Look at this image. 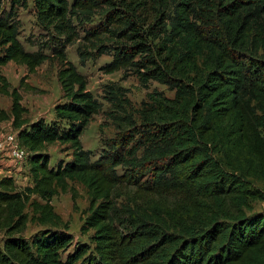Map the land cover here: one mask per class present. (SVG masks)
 <instances>
[{
	"label": "trees",
	"instance_id": "16d2710c",
	"mask_svg": "<svg viewBox=\"0 0 264 264\" xmlns=\"http://www.w3.org/2000/svg\"><path fill=\"white\" fill-rule=\"evenodd\" d=\"M31 1L47 32L33 50L19 38L27 0L0 2V94L11 99L0 122L28 151L29 178L0 176V264H264V211L252 204L264 201V0ZM77 40L81 62L107 53L106 72L173 90L153 88L134 106L124 86L105 83L116 131L95 159L80 135L102 102L66 56ZM49 59L61 99L51 120H29L2 67L33 72ZM56 142L70 157L51 164ZM69 181L89 198L87 241L51 202ZM29 221L45 227L27 236Z\"/></svg>",
	"mask_w": 264,
	"mask_h": 264
},
{
	"label": "rangeland",
	"instance_id": "374dc122",
	"mask_svg": "<svg viewBox=\"0 0 264 264\" xmlns=\"http://www.w3.org/2000/svg\"><path fill=\"white\" fill-rule=\"evenodd\" d=\"M1 4L9 7L10 0H0ZM18 17L21 21L19 38L24 47L29 50L36 49L37 42L47 38V32L38 24L32 1L27 0L26 6H18ZM78 40L74 43L66 45V56L71 60L77 68L85 74L88 80V88L102 102L101 110L94 114L82 134L80 139L84 148L91 151L92 159H95L102 152L104 140L114 135L116 128L107 116L109 103L104 98L103 85L110 81L117 82L127 89V95L134 106L146 98V93L153 88L162 90L166 95L172 96L173 90L167 88L165 84L151 80L147 85H143L134 74L124 73L122 69L113 72H106L103 67L111 59L110 54L103 53L94 58H89L81 62L76 47ZM51 53V50H46ZM58 63L54 59L45 60L33 72H28L22 64L9 61L2 67V73L7 77L13 86H17L21 96L22 104L25 105L27 111L25 116L29 120L44 117L46 120L53 118V106L61 99V89L57 79ZM11 104L10 97L0 94V106L9 109ZM10 120H5L0 126L1 131L11 130ZM66 144L58 142L48 146L51 154V164H56L58 160H66L70 157V150ZM21 170L14 173L15 182L18 185H25L29 182L27 176V167L21 165ZM25 168V169H23ZM9 172L13 173L12 166L8 167ZM7 169V170H8ZM118 171L123 168L118 166ZM12 170V171H11ZM8 172H0V176L7 175ZM257 186L263 187V183L255 180ZM69 188L66 191H59L52 197L54 210L60 214L63 221L69 224V231L73 234L74 240H88V234L80 233V224L87 213L89 206V198L85 188L75 181H69ZM253 209L264 211V201L254 200L252 202ZM44 225L29 221L24 230L25 235H30ZM2 232L0 231V240Z\"/></svg>",
	"mask_w": 264,
	"mask_h": 264
},
{
	"label": "built area",
	"instance_id": "2783aa9c",
	"mask_svg": "<svg viewBox=\"0 0 264 264\" xmlns=\"http://www.w3.org/2000/svg\"><path fill=\"white\" fill-rule=\"evenodd\" d=\"M0 152L23 167L27 164L28 151L19 143L17 132L13 128L8 131L0 132ZM7 175H12L14 177V174L10 172L7 173Z\"/></svg>",
	"mask_w": 264,
	"mask_h": 264
},
{
	"label": "crops",
	"instance_id": "0c3cea01",
	"mask_svg": "<svg viewBox=\"0 0 264 264\" xmlns=\"http://www.w3.org/2000/svg\"><path fill=\"white\" fill-rule=\"evenodd\" d=\"M2 122H0V126H1ZM11 166H12V169H14L13 174L22 169L20 164L15 163L9 157H7L4 153L0 152V172H8L9 173L8 167H11ZM23 169H25V168H23Z\"/></svg>",
	"mask_w": 264,
	"mask_h": 264
}]
</instances>
